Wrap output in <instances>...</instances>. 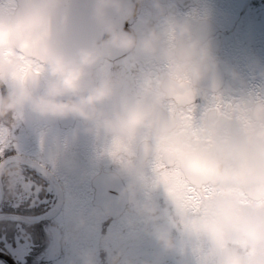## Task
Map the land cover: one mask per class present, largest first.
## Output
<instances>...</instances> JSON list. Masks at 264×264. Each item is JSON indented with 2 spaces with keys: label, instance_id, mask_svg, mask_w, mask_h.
<instances>
[{
  "label": "clouds",
  "instance_id": "clouds-1",
  "mask_svg": "<svg viewBox=\"0 0 264 264\" xmlns=\"http://www.w3.org/2000/svg\"><path fill=\"white\" fill-rule=\"evenodd\" d=\"M156 7L158 23L127 31L133 0H89L83 22L74 0H0V134L13 138L30 113L50 122L74 118L87 133L110 137L116 175L131 177L124 196L135 215L128 224L143 225L161 248L142 264H164L165 256L187 250L198 264H264V96L237 97L222 87L208 29L165 15L159 0ZM113 52L140 54L165 71L131 92L104 72ZM193 101L205 105L198 123L188 119ZM173 162L222 191L194 205L162 184L171 201V210H162L146 190L145 168L158 183V166ZM23 166L20 157L0 162V191L16 196L13 181ZM86 227L77 218L75 230ZM74 264H97L95 252L82 251ZM109 264L136 262L116 251Z\"/></svg>",
  "mask_w": 264,
  "mask_h": 264
},
{
  "label": "flooded vegetation",
  "instance_id": "flooded-vegetation-1",
  "mask_svg": "<svg viewBox=\"0 0 264 264\" xmlns=\"http://www.w3.org/2000/svg\"><path fill=\"white\" fill-rule=\"evenodd\" d=\"M164 14L179 18H192L198 27H206L209 31L212 45L219 60L218 80L222 87L230 89L237 96L255 94L264 96V0H159ZM87 0H74L77 14L87 8ZM139 12L132 24L131 31H137L146 20L158 23L160 18L156 0H139ZM78 20V15L76 17ZM165 66L151 61L137 53L113 52L104 72L113 78L123 79L127 88L135 92L150 76L162 74ZM235 74V75H234ZM39 83H42L40 81ZM211 81L202 82L204 87ZM205 105L200 103L194 111V121L199 122ZM14 147L9 150V158L19 156L24 162V175H35L40 186L37 194L49 196L50 202H56L61 209L66 208L70 223L77 218H83L88 212L81 209H98L102 214V233L105 237L115 238L127 235L135 241L137 238L150 237L143 231V225L130 227L128 219L134 217L124 196L125 189L131 177L127 174L117 176L118 164L108 153L111 138L103 134L97 136L85 131V125L74 118L63 121H44L26 113L25 119L14 130ZM133 151L141 155L142 142L133 144ZM101 177V182L96 181ZM147 191L162 210H171V201L165 187L158 184L151 167L145 168ZM105 187L110 197L103 196V206L95 203L97 188ZM3 197H6L5 199ZM52 197V198H51ZM143 197V192L140 193ZM11 196L0 195V215L4 202L10 205ZM123 205L122 210L113 216L104 206L110 203ZM39 204V202H38ZM2 205V206H1ZM23 213L16 214L22 219L39 217L36 226L32 227V237L36 238V249L24 257L18 264L37 262V264H52L51 244L62 245L53 233L57 229V221L50 218L51 228L42 223L43 216L39 213L26 217ZM52 210H49L50 213ZM7 215L15 213L6 211ZM36 214V215H35ZM50 217V216H49ZM62 235V233H57ZM46 235L49 236L46 239ZM37 236V237H36ZM43 240V241H42ZM39 248V249H38ZM43 249V250H42ZM134 249V248H133ZM10 254L8 251H5ZM11 255V254H10ZM12 256V255H11ZM27 258V259H26Z\"/></svg>",
  "mask_w": 264,
  "mask_h": 264
},
{
  "label": "rangeland",
  "instance_id": "rangeland-1",
  "mask_svg": "<svg viewBox=\"0 0 264 264\" xmlns=\"http://www.w3.org/2000/svg\"><path fill=\"white\" fill-rule=\"evenodd\" d=\"M24 176L32 187L24 194L23 199L11 196L10 205L13 207V210L10 207L7 208L8 212L12 211L15 213L14 216L7 215L6 211L2 209L3 213L0 215V223H3V227H6V231L3 232V229H0L2 232V239L5 240L0 251H8L19 261L29 256L33 252V249H36L34 246L37 241L35 237H32L31 233L32 227L34 228L36 226V222L39 218L34 217V215L31 217V214L39 213L42 216L45 214L41 222L46 224L49 228H51L50 218L58 222V230H55L53 233L55 234L56 240L58 238L60 239L62 245L58 248L55 244L56 241H53L51 244V253L49 257L54 256L51 257L52 264H74L75 261H78L79 254L88 249L95 252L97 264H109V253H114L116 251H122L126 257L134 260L136 264H142L143 261H155L160 256L161 248L152 237L137 238L135 241L130 239L127 235H125V237L120 236L119 238H115L112 234L109 235V237H105L102 233V214L98 209H81L83 212H88L84 217L87 220V227L76 231V224L69 222L70 219L66 212V208L59 211V209H61L59 205L55 201L50 202L48 195L40 196V193L39 195L37 194L39 187L43 188V186H40L41 182L39 183V181L34 178L35 175L27 173ZM2 192L3 191H0V195ZM3 205L4 207L8 206V202H4ZM25 207L30 208H26L29 211L25 210L24 212L26 217H31V219H27L28 221L22 219V216H16V214L21 215ZM49 210L52 211L48 213L47 216L46 213ZM57 233H62L61 237ZM7 234H9V237H7ZM48 238L49 236L46 235V239ZM21 239H23V241H21ZM182 239L183 237L177 234L178 242ZM14 241H16L15 244ZM0 264L8 263L0 258ZM164 264H198V261L192 252L187 250L183 254L172 253L165 256Z\"/></svg>",
  "mask_w": 264,
  "mask_h": 264
},
{
  "label": "snow or ice",
  "instance_id": "snow-or-ice-1",
  "mask_svg": "<svg viewBox=\"0 0 264 264\" xmlns=\"http://www.w3.org/2000/svg\"><path fill=\"white\" fill-rule=\"evenodd\" d=\"M193 106V115L188 117L189 120H194V111L197 107L196 101H193ZM13 147V138H6L3 134H0V162H11L12 160L19 158V156L13 158L7 156V153ZM157 180L158 183L163 184L168 189L169 195L186 196L192 199L194 205L198 203L199 200L218 194L222 191L218 186L206 184L183 174L179 165L175 162L168 166H158ZM13 182L17 190L16 197L18 199H23L24 194H26L32 187L24 176V166L19 176H17Z\"/></svg>",
  "mask_w": 264,
  "mask_h": 264
},
{
  "label": "water",
  "instance_id": "water-1",
  "mask_svg": "<svg viewBox=\"0 0 264 264\" xmlns=\"http://www.w3.org/2000/svg\"><path fill=\"white\" fill-rule=\"evenodd\" d=\"M87 1L89 3V0H87ZM133 3H135V5H136V15L131 20H128L124 23L123 27L127 31H131L130 24H132L133 21L135 20L137 13L139 12V8H140L139 2L136 3V0H133ZM88 11H89V5H87V8H84V10H82L78 13V20L77 21L83 22L86 19ZM93 34H96V30H93ZM100 179H101V177H99V179L96 181V183L100 184V182H101ZM109 192H113V189H111L109 191L105 187L103 189L101 187H98L95 203H97L100 206H103V203H104L103 196L107 195L108 197H110ZM109 203H110V205L104 206L103 209L108 210L110 212V214L113 216H116V214H118V212H120V210H122V208L124 206V204L119 205V204H114L111 202H109ZM0 258L4 259L8 264H17V262L10 255H8L5 252L0 251Z\"/></svg>",
  "mask_w": 264,
  "mask_h": 264
},
{
  "label": "trees",
  "instance_id": "trees-1",
  "mask_svg": "<svg viewBox=\"0 0 264 264\" xmlns=\"http://www.w3.org/2000/svg\"><path fill=\"white\" fill-rule=\"evenodd\" d=\"M5 208V209H4ZM3 208V210L4 211H8V208H7V206L6 207H4ZM6 224V223H5ZM3 229V232H5L6 231V227H3V223L1 222L0 223V229ZM7 237H9V234H7ZM21 241H23V239H21ZM43 241V240H42ZM3 243H5V240L4 239H2V232H1V230H0V248H2L3 247ZM16 243V241H14V244ZM27 261V260H26ZM24 264H37V262H29V263H24ZM39 264V263H38Z\"/></svg>",
  "mask_w": 264,
  "mask_h": 264
}]
</instances>
